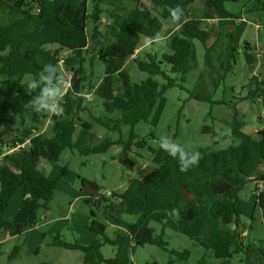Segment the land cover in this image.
<instances>
[{"label":"trees","instance_id":"obj_1","mask_svg":"<svg viewBox=\"0 0 264 264\" xmlns=\"http://www.w3.org/2000/svg\"><path fill=\"white\" fill-rule=\"evenodd\" d=\"M232 1L205 0V5L207 10H214L223 18L236 21L240 18L226 9V4ZM90 2L0 0L10 10L23 15L13 24L0 25V74L8 78L0 83V241L13 228L19 234L32 229L38 223L39 211L49 210L48 205L56 195L60 178L50 179L40 169V162L59 163L64 152L74 149L79 127L89 134L92 127L98 125L120 135L117 140L105 138L85 154H105L113 147H122L127 159L132 152L130 147L137 144L139 149H144L146 143L137 140L135 127L140 123H149L159 100L163 99L167 90L177 86V81L169 74L186 77L193 71L191 64L195 41L204 46L205 67L217 78L212 83L200 78L199 89L191 93L190 98L214 105L225 104L214 101L213 88H218L220 82L233 72L240 50L232 33L227 34L223 44L221 36L210 44L215 31L205 27L203 18L192 9L197 0H149L151 7L138 1L121 21L117 20L116 15L112 17L120 29L117 38L111 44L93 50L89 49L90 40L96 45L103 36L101 29L105 10L100 4H93L90 12ZM177 5L183 8L184 15L179 22H174L177 32L170 41L171 53L161 57L148 53L143 58L134 57L143 38L151 43L150 38L162 31L163 20L172 21L169 10ZM261 10L264 11V3H261ZM89 21L94 25L91 37L87 34ZM51 46L57 49H48ZM64 51L68 52L66 66L72 67L76 79L72 81V89L63 96L62 114L51 117L52 131L46 135L39 128L46 112L37 113L27 106L31 98L39 93V88L31 90L26 79L38 80L40 71L49 63L56 66L58 74H62L59 56ZM242 51L247 65L253 69L258 62L257 57L249 47H242ZM97 60L105 67L98 87L92 81L96 74L93 62ZM129 60H133L141 72L148 74L145 81L133 83L131 75L125 71ZM88 61L90 74L86 67ZM165 65L169 67L168 71L164 70ZM44 74L52 75V85L57 84L56 74ZM117 78L122 83L120 94L115 91ZM243 90L245 97L242 101L259 104L264 110L262 74L252 75ZM85 91L97 92L102 101L101 115H95L87 107L83 97ZM29 122L32 123L31 127H27ZM18 123L22 129L17 127ZM123 125L130 128L126 141L122 137ZM229 126L230 135H226L225 139L232 143L226 149L206 147L193 151L199 152L201 158L188 171H181L178 160L166 154L156 170L143 179L130 180L122 194L112 191V196L105 198L96 182L80 177V189L87 196L84 202L93 207L88 229L97 238L90 245H82L70 243L58 234L52 238V246L83 253L84 264H132L135 245L156 246L186 261L190 257L189 251H170L164 240L166 217L161 235H156L155 230L147 226V221L154 212L169 209L188 223H204L201 207L206 205L208 196L204 188L208 186L215 196L209 214L220 224L223 234L212 245L203 241L199 243L212 252L214 259L224 264L241 255L244 258L240 263L264 264V241H250L244 245L237 234L243 225V215L238 205L245 186L251 181L261 185L254 189L258 194L255 208L262 212L264 220V173L259 172L264 166V130L254 135L243 132L246 123L236 108ZM205 132L215 135L210 127L205 128ZM28 140L30 144L25 149L9 153V150ZM69 174L70 170L63 167L59 177ZM19 190L33 192L36 197L30 215L23 224L7 218ZM99 214L116 223L115 238L107 235L108 226L99 221ZM125 217L134 219L130 232L121 228L126 224ZM229 227H235L234 232L228 231ZM106 246L115 249L110 259H106L102 253ZM21 250L22 245L16 246L8 259L12 261L18 258Z\"/></svg>","mask_w":264,"mask_h":264},{"label":"rangeland","instance_id":"obj_2","mask_svg":"<svg viewBox=\"0 0 264 264\" xmlns=\"http://www.w3.org/2000/svg\"><path fill=\"white\" fill-rule=\"evenodd\" d=\"M138 1L144 4L146 2L147 6L151 7L149 0H91L89 11H92L93 4H100L101 8L105 10V14L102 17L101 31L103 36L99 38L96 45H93L90 40L89 49H98L111 44L120 32L119 27L114 22L115 19L113 20L112 17L116 15L118 17L116 19L121 21V18L127 15ZM261 3H264V0H237L227 3L226 9L240 18L234 21L223 18L214 10H207L205 0H197L192 9L198 16L204 18L203 25L205 27L212 28L215 31L210 44L218 36L222 37L223 44L226 41L227 34L232 33L235 35L236 44L239 45L241 51L236 57L233 72L228 75L225 81L220 82L218 88H213L214 101H223L225 104L214 105L190 98L191 93L198 91L200 78H203L207 83H212L217 78L205 67L204 46L195 41L191 64L193 71L186 77L169 74L171 78L177 81V86L167 90L163 99L159 100L149 123H140L135 127L137 140L145 142L146 146L144 149H139L137 144L130 147L133 153L142 154L148 159L151 158L152 153L162 155L165 151L154 143L161 135L168 136L189 151H197L206 147H213L218 150L226 149L232 143L230 140H226L225 136L230 135L229 125L232 121L234 108L245 116L247 122L245 133L254 135L256 132L264 130L263 108L259 104L241 100L245 97L243 87L252 75L262 74L264 79V11L261 10ZM22 16L21 13L12 11L0 3V25L13 24ZM163 25L161 33L165 43L163 45H152L146 38H143L137 57L143 58L147 53L159 57L171 53L170 41L177 32V26L171 20H163ZM93 28L94 25L89 21L87 26L89 37L92 36ZM244 46L251 48L253 55L257 57L258 62L253 66V69L247 65L242 53V47ZM93 63L96 74L92 81L98 87L101 84L100 77H104L105 67L98 60ZM89 65L90 62L88 61L86 63L88 74L91 71ZM59 70L67 80L71 79L73 81L76 79V74L71 66H66L64 69L59 68ZM164 70L168 71L169 67L165 65ZM125 71L131 75L133 83H140L148 78V74L141 72L133 60L127 62ZM158 79L161 83H164L161 78ZM7 80L6 76L0 74V83ZM26 82L31 84L33 82L32 78H27ZM115 91L116 94L122 93V83L119 78H117ZM83 97L87 107H90L95 115H101L103 110L102 101L98 98L97 92L85 91ZM51 116L52 113L46 112L39 126L40 130L46 135H50L52 131ZM31 125L32 123L29 122L27 127H31ZM17 127L22 129L20 123ZM207 127H210L215 135L210 132L206 133L205 128ZM79 130V133L75 136L74 149L64 152L59 163L52 165L45 160L40 162V169L50 179L60 178L56 195L48 205L49 210L39 211L38 226L28 230L26 234L21 235V238L8 239L0 248L2 254L0 264H84L83 253L54 247L51 244L52 238L58 234L70 243L78 242L82 245L90 244L89 235L97 238L94 233L89 232L80 223L82 220L85 221L90 218V210L93 207L86 205L84 200L79 198L80 194H84L80 189L79 178L94 181L103 191H108L127 184L129 173L124 167L125 154L122 147H115L105 154H85L90 147L100 144L105 138L117 140L120 137L118 133L94 125L91 130L92 134L85 137L82 135L83 132L80 127ZM129 133L130 128L123 125L122 137L125 141L128 139ZM41 165H43V168ZM63 167H67L70 174L59 177ZM84 195L86 196V194ZM18 204L17 201L12 203L11 208H9L10 211L8 210L9 213L7 212V218L15 220L13 213L17 211ZM72 204L74 207H71ZM243 204L244 202L241 203V205ZM63 210H66L65 215L62 214ZM71 210L74 212L73 215V212H70ZM85 211L88 213L85 214ZM202 211L204 215H208L205 208ZM65 216L68 217V220L55 228V219ZM249 216H252V213ZM262 216V212L257 209L251 235L264 241V220L262 222ZM124 220L126 222L124 225L125 230H130L134 219L125 217ZM99 221L103 223L100 218ZM188 225V222L178 220L169 225L164 235V240L168 243L170 251L190 252V257L186 261H182L156 246L135 245V250L132 251V262L134 264H224L223 261L214 259L212 252L199 243L203 241L207 245L213 244L214 236L219 231L217 229L212 230L214 235L212 238L206 239L207 241L202 237L194 240L188 235ZM115 226L107 227V235L110 238H115V231L117 230ZM147 226L154 229L156 235H161L164 231L163 220H157L156 216L148 221ZM242 241L246 245L243 239ZM19 244H24L19 257L12 261L9 260L8 258L13 253V249ZM37 249L39 250L38 253H36ZM112 250L114 248L110 246L103 249L102 253L106 259L113 257ZM243 258L244 255H241V257L236 256L229 264H244L240 263Z\"/></svg>","mask_w":264,"mask_h":264},{"label":"crops","instance_id":"obj_3","mask_svg":"<svg viewBox=\"0 0 264 264\" xmlns=\"http://www.w3.org/2000/svg\"><path fill=\"white\" fill-rule=\"evenodd\" d=\"M145 4L147 5L146 2H145ZM203 21H204V18H203ZM176 31H177V28H176ZM236 43H237V39H236ZM148 44H150V43H148ZM237 46H239V45H237ZM53 48L57 49L56 46L48 47V49H53ZM239 50H240V48H239ZM134 57H137V53H136V55ZM240 115H241V117L244 118V121H245L246 126H247V122L245 120V116H243L242 114H240ZM246 126L243 128V132L245 131ZM79 131L80 130L78 129L77 133H79ZM82 132H83L82 135L85 136V137H88L89 135L92 134L91 133L92 131L89 134H86L83 130H82ZM247 134L251 135V133H247ZM113 148H115V147H113ZM113 148H111V149H113ZM166 154H167L166 152H164L162 155L155 154V153L153 154L152 153L151 158L148 159V158H145L142 154L133 153V151L130 152L129 155H128V158L126 159V157H125V159L123 161L124 167L129 173L128 174L129 175L128 183L125 184V185H122L120 188H118L120 190L112 189V190H108V191H113L114 193L122 194L128 188L130 180H132V179H143L146 175H148L152 171L156 170L158 168V166L163 162L164 157H165ZM41 166L43 168V165H41ZM262 171H264V166L261 167L259 172H262ZM262 173H264V172H262ZM233 184L234 185H238V183H236V182H233ZM255 187L260 188L261 185L260 184L256 185L255 183H253V181H251L248 185L245 186V188L243 190V193H242V196H241L240 203L238 205V209L243 215L242 216V222H243L242 224L243 225L240 227V229H238L237 234L244 240V242L246 244H248L250 241H252V242H254V241H262V240H259V239L255 238V237H253L251 235V233H252L251 231H252L253 226L255 224V222H253V221H255L254 219H255V215H256V211H257V209L255 208V203L257 201V195L258 194L254 190ZM204 192L208 196L207 201H206V205L201 207V213H202V216H203V219H204V223H202L200 221H196L194 223H189V225H188L189 226L188 227L189 228L188 235H189V237H192V239H194V240H196L198 237H200V238L202 237V238L205 239V241H207L208 239L212 238V236L214 235L212 230H216L217 229L219 231V233L214 236V238L217 240L219 237L222 236L223 233L221 231L220 224L218 222L214 221L211 218L210 214H209V207H210V204L215 202V196L211 192V187H208V186L205 187L204 188ZM79 198L82 199V200H85V199H87V196H85L84 194L83 195L80 194ZM16 201L19 204H18V207H17V211L15 213H13V217H15L14 218L15 220H11L10 218H8V219L13 221V222H15V223H22L23 224V223H25L27 221V219H28V217L30 215L31 209H32L33 205L36 202V197L33 194V192L25 193L24 191L19 190L17 192V194L15 195L14 200H13L12 203H14ZM242 202H244L243 205H241ZM245 203H248V204H245ZM11 206H12V204H11ZM71 207H74L73 204L71 205ZM203 208L206 209V213L208 215H204L203 214V211H202ZM70 209H72V208H70ZM9 211H10V209H9ZM70 212L72 213L73 211L71 210ZM65 213H66V210H63L62 214L65 215ZM84 213L87 214L88 212L85 211ZM250 213H252V216H249ZM73 214H74V212L72 213V215ZM20 215H22V216L20 217ZM154 216H156V219L157 220L159 219L160 221L161 220L164 221V218L166 217V220H165V223H166L165 231H167L166 229H168L169 225H172V224H174V222H177L178 220H181L177 213L172 212L169 209L159 210V211L154 212L149 217L148 221L151 220ZM99 218L103 221V223L108 224V226H115L116 225V223L114 221H112L111 219H104L102 214H99ZM250 218H252V219H250ZM262 218H263V216H262ZM67 220H68L67 216L55 219V224H56L55 228L57 226H59V224H61L62 222H65ZM148 221H147V224H148ZM182 221H184V220H182ZM184 222H186V221H184ZM262 222H263V219H262ZM80 223H82V226L84 228L89 230L88 226L91 223V219L89 218V219H87L85 221L82 220ZM38 225H39V223H37L36 226H38ZM35 227H33V228H35ZM115 227L118 228L117 225ZM121 228L125 232H130L129 230H125L124 227H121ZM227 230L230 231V232H234L235 227H229ZM27 232H25V234ZM89 232H91V231H89ZM23 234H19L16 231V229L13 228L12 230H10L8 236H6V238L0 244V248L5 244V242L8 239L12 240L14 238H19V237L21 238V235H23ZM89 237H90V240H91V242H90V244H91L96 239V237H94L93 235H89ZM215 239H214V242L216 241ZM90 244H88V245H90ZM19 245H22V248H24V244H19ZM134 250H135V248L132 249V251H134ZM38 252H39V250L37 249L36 253H38ZM0 253H1V249H0ZM112 254L114 256L115 249L112 250ZM83 258H84V256H83ZM132 264H134V263L132 262Z\"/></svg>","mask_w":264,"mask_h":264},{"label":"clouds","instance_id":"obj_4","mask_svg":"<svg viewBox=\"0 0 264 264\" xmlns=\"http://www.w3.org/2000/svg\"><path fill=\"white\" fill-rule=\"evenodd\" d=\"M170 16L173 22H179L184 11L180 5H177L170 10ZM151 43L157 45H163L165 39L161 32H157L150 38ZM56 74L57 84L52 85V75H45L44 73ZM67 85V81L62 74H58L56 66L52 64H45L43 69L39 73V79L34 80L29 88L35 90L39 88V93L31 98L27 106L31 107L34 112H49V113H62L63 108L61 101L64 96V87ZM154 143L163 149L169 156L178 160L180 170L188 171L191 167L197 165L200 161L201 155L199 152H193L186 150L185 147L179 143L173 141L166 135H161Z\"/></svg>","mask_w":264,"mask_h":264},{"label":"built area","instance_id":"obj_5","mask_svg":"<svg viewBox=\"0 0 264 264\" xmlns=\"http://www.w3.org/2000/svg\"><path fill=\"white\" fill-rule=\"evenodd\" d=\"M67 56H68L67 51H64L60 54V56H59V68L64 69L66 67ZM65 80L67 81V85L64 87V93L66 94L68 91H70L72 89V80L71 79L67 80L66 78H65ZM61 114L62 113H59V114L52 113V116H60ZM29 144H30V141L28 140L23 145H19L14 149L9 150V153H12L14 151H18L20 149H25ZM112 194H113L112 191H102V193H101V195L104 196L105 198L111 197ZM2 241L3 240L0 241V244L2 243Z\"/></svg>","mask_w":264,"mask_h":264},{"label":"water","instance_id":"obj_6","mask_svg":"<svg viewBox=\"0 0 264 264\" xmlns=\"http://www.w3.org/2000/svg\"><path fill=\"white\" fill-rule=\"evenodd\" d=\"M233 1H237V0H233Z\"/></svg>","mask_w":264,"mask_h":264}]
</instances>
